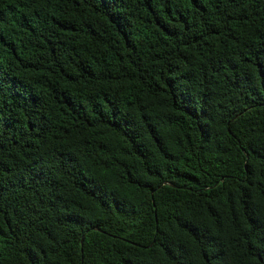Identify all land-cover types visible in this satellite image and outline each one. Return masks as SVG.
<instances>
[{
	"label": "trees",
	"instance_id": "16d2710c",
	"mask_svg": "<svg viewBox=\"0 0 264 264\" xmlns=\"http://www.w3.org/2000/svg\"><path fill=\"white\" fill-rule=\"evenodd\" d=\"M0 264H264V0H0Z\"/></svg>",
	"mask_w": 264,
	"mask_h": 264
},
{
	"label": "water",
	"instance_id": "95a60500",
	"mask_svg": "<svg viewBox=\"0 0 264 264\" xmlns=\"http://www.w3.org/2000/svg\"><path fill=\"white\" fill-rule=\"evenodd\" d=\"M83 240V236H82V238H81V241Z\"/></svg>",
	"mask_w": 264,
	"mask_h": 264
}]
</instances>
